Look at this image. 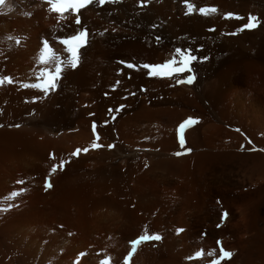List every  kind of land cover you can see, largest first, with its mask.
<instances>
[{
	"label": "bare ground",
	"instance_id": "1",
	"mask_svg": "<svg viewBox=\"0 0 264 264\" xmlns=\"http://www.w3.org/2000/svg\"><path fill=\"white\" fill-rule=\"evenodd\" d=\"M56 1L58 0H0V56L7 57L8 59L7 63L3 65L4 67L2 66V72L4 76L6 74L11 76V78L8 80V84L11 85V89L12 87L15 89L16 86H23L27 90L25 92L23 91L22 94H28L29 98L35 96V93H31L35 89V82L37 80L35 78V72H37L36 70L40 69V67H44L51 56H56V58L54 57V63L57 59H59V56H61V59L63 56L65 57V50L63 48H60L59 43H57V40L64 35L57 36L52 34V32L54 31H52V25L54 24L55 27H57L60 34H66L65 37L70 35L72 36L77 32L76 35L68 39V42L77 37L82 31H85L87 35L86 43L84 45L77 48H72L68 45L67 50H80V52L82 53L81 56L84 59L82 58V64H80L74 71H69L70 69H68V71H63L64 75L60 80L59 89L61 93L63 91H66V97L64 96L66 98V109L60 111L61 109L57 110V108L55 107V100L56 98L57 100H59L61 94L58 90L56 93L50 94L48 97H46V99L42 98L43 95H41L39 99H37V101L39 100L37 105V107L39 108L38 115L31 116L28 113L29 115H27L26 117L24 116L25 118H21V116L16 114L15 112L19 111L20 109L26 108V106L21 104L22 102L20 101L22 100L18 98V93H15L16 91L13 92L12 90H10V88L8 89V91H5V89L2 88L0 92V105H5V101L8 102H5L6 106L5 108H3V111L6 114L5 119H7V117H10L11 114H14L15 117L16 114V117L19 118L20 116L21 120H17L14 123H11V127H15L16 123H22L19 125V130H0V162L7 166H16V172L11 175L10 182L5 179L6 176H4V174H0V177H3V179L1 178L2 180H0V202L1 198H5L7 194L13 192V190L15 189H21L25 186L26 188H28V186L30 185L29 183H31L32 179L28 178L29 175L26 171V167L35 165V163L38 164L39 160H42L45 150L48 154L54 155V161L50 162V160L48 161V159H46L45 164L50 162L48 165L50 166L51 164L60 160H69V164L65 169V173L67 171H73L77 167V165L82 162V159L84 158V156L82 155L83 152L82 154H80V157L77 158L71 155L69 157L67 154L69 152L71 154V152H73V149H78L81 151V149L85 146L90 150L91 145L95 142L92 138V134H90L89 123L91 119L96 120L98 123L100 142H103L104 145H107L110 141L114 140L113 135H109V131L112 127L104 125L101 126L100 124L102 120H105V105H111V99H107L106 97V99L102 98L105 95L101 97L100 94H98L99 88L93 87L95 84V81L93 80L95 78L93 79L92 71L101 72V87L114 86V82L117 79L115 71L120 69L123 70V72L126 74V71L128 70L123 67H118L116 64H113V58H120L124 62H130L132 67H130L132 70V78L136 82L144 83L147 87V90L157 91V86L163 85L162 82H164V80H158L149 77L148 75L145 76L143 70L139 68L135 69V59L133 60L131 57L129 59V57L120 55L112 56L109 59L108 54L105 56V51H108L109 49H115L118 52H129V54H134L136 57L139 56V48H141V46H144V43L141 41L143 37H146V39H151L153 35H161L159 43L160 46L157 47L154 51L156 54V58L152 61V63L162 62L166 59V57L173 54L172 47L176 44H180V41L175 43H172L171 41L172 37H177V35L179 34H185L187 37L195 35V38H197L196 44H199V46L202 45L203 47H205L204 44L208 45L212 42H216L217 40L221 41L222 39V43L219 45L220 49L217 48L218 51H222V49L227 48L228 45H231L232 41H239V47H242L243 43L245 42L243 41L245 37H248L246 38V41L253 42V40L255 39L254 36L260 29H254L255 31H252L250 33L242 32L237 38L234 39L232 37L224 36L223 31L220 30V26H216L215 28L214 25H216V23H219V21L222 22L223 18L221 17V14L224 12L227 13V18L225 20H229V22L235 26L239 25V23H241L245 18L246 14L250 11H252L253 13H256L257 10L260 11V8H258L259 6H257L256 1L259 3L260 1L264 2V0H256L255 4L250 6L249 0H105L104 2H101L102 0H89L86 5L78 7L74 10L72 7L64 5H60V7L63 6L62 8H57L56 6L55 8L53 7V3ZM63 1L64 0H60L61 4L63 3ZM251 2L254 3L253 1H250V3ZM189 8L193 9L192 14L183 16V11L188 10ZM252 15L253 14H251V16ZM255 16H257V14ZM167 18H169V21H167ZM73 20H75L74 22H76L77 24H74ZM152 25H155L154 30H151L150 26ZM106 26H109V30H105L107 29ZM206 26H212L215 28V31L213 30V33H210L211 40H209V37H205V40L201 39V36H209L207 34L208 32H206L209 27L204 30L202 29ZM16 38L19 39V42L15 44L14 42ZM45 43L50 49L47 55L43 53V46ZM163 48H165V50H163L164 52L162 51ZM214 53L216 54L217 51H214ZM216 59L217 57L215 58V60ZM215 62L216 63L209 61V63L200 65L201 73L204 72V70L207 71L206 77L201 80L204 84L203 88L201 85V88L204 96L206 95V99L208 98L211 103L218 104V96L224 93L222 90L223 82L227 81H236L239 84L247 85L248 87L246 86L244 92L251 93L252 91L255 93L256 98V93L260 92L261 94H264V64L262 63V65L260 61H256L255 64H252V62H248L246 65L242 64V60L236 63H231L228 59H219V61L216 60ZM54 63L52 62L51 64ZM169 68L170 67H168V69ZM42 75L39 77V80L42 78ZM80 76L82 77V80ZM78 77H80L79 80L77 79ZM120 85L121 86L116 89L115 93H113L115 94L114 101H117L119 104H122L124 102L128 106L123 111L117 110L118 114H116L119 116H117V118L114 120L115 122L113 127L117 129L120 140L117 141V145L111 152L101 153L102 151H100L101 155H99V158L96 161L97 163L102 162V157L110 153L114 154L115 157H118L121 160L128 156H132L135 159L137 157V154H139L138 151L132 149V146L130 148H127V144L138 146L142 142H152L150 141V138L152 139V136L150 135L154 134V132L152 133L150 127L146 128L145 126H141L139 121L140 117L151 116V118L154 120L156 118L155 115H158V113H176V110L171 111L162 106L160 102H155L150 106H147L145 104V99L138 101V98L128 97V99L126 100H121L119 97L123 94L122 89L128 87L130 83L124 80ZM92 87L95 88V90H92ZM183 87L175 88L173 91H171L170 96L175 98L177 102L188 104V98L186 99L184 96ZM78 88L80 90L86 89L87 92L83 95L82 93H80L79 97L77 98L75 97V92ZM103 91L105 92L106 90L103 88ZM76 99L79 103L87 101L89 109H83L80 107V105L77 107V105L74 104V101ZM253 100L254 101L251 104V109L248 112L250 113V116L244 118L245 123H242V125H244L245 127V130L240 128V125H238L237 131L240 133L239 136H237L238 134L236 135L234 132H228L230 136H233L236 145H229L225 150L226 152H212L213 150H210L208 146L210 144L209 141H211V134L208 137L209 139L207 137L205 138V136L203 135L204 129L210 124H202V121L201 124L197 125L196 123L192 127L186 129L185 132H183L187 140H185V142L193 147V149H191L193 150L191 154L187 155L188 153H180V157L177 158H163L161 152V154L149 152L150 156L152 154H155L154 160L149 167L150 169L148 168L146 171H133L132 169H130V171L127 170L129 171V174L126 177L111 178V175H109L110 178L108 177L109 179L106 182H102L101 180L100 182L98 181L99 184H96L97 186H95L97 191L99 190L100 193L102 192L104 194L105 192L110 191V194L105 196L106 194L103 195L101 193V197L99 199L96 198L97 200L94 201L96 202V204H94V208H92L93 210L89 213L92 227H95L96 230L100 232L103 231L101 233H98L100 234V236L95 238L96 240H98L97 244L89 241V238L84 239L83 236H85V233H83V236H79L80 238L78 240H76L77 238L75 239L77 243L75 244V246L73 245L74 247L72 246L73 248H71L68 253H65V255L56 259L52 256V253L54 251L53 248H50L47 251L43 250L35 234L30 236V238L28 237L29 241L28 243H26L27 245H20L16 237L19 234L20 235L18 237H21V233L24 232V230L21 229L23 227V222L26 221V225L32 226L34 225L33 222H35V218L45 215L44 211H41V204L45 200L32 196V200H30L31 202L27 203L30 204L31 211L28 212L30 209L28 207V211H22L20 215L21 219H24L25 221H19V219L16 218L12 219L10 218L11 213H9L0 222V233L2 234L3 232V235H0V264H72V259H75L77 261V263L74 264H98L99 261H101L102 264H113L111 262H108V258L94 256L93 250L103 249L105 248V245H108L107 242L111 243L112 241H115L114 237L111 241L106 240V237H112L114 233L113 231L115 229L122 226L125 222H129V220L127 221L129 217L132 219L131 224L134 225V227L140 224V229L137 230V233L139 232L137 234L138 236L141 234L143 235L144 233L152 234L157 232H160L161 235H164L165 225L168 224L169 226H172L171 224H169V222L166 221L167 219L165 217H182L184 212L183 206L184 204L188 203L195 202L197 207L201 208V210L205 209L206 212L202 217L204 220H207L206 218L208 217V211L206 205L210 204V195H212V199L214 201V194L213 191L210 190L211 188L206 191L203 187H200L198 176L200 177V175H202V173H204L205 171H210V168L212 167L211 164H215L218 162L228 164L230 165V168L235 165H242L246 174L245 177H247L246 179H248V181L250 182L256 181V185L257 183L259 184L255 186V184L253 183L255 189L252 188L253 190L251 189L250 191H248V189H242L238 191V194L236 190L233 191V188H236L234 186L231 189V196L228 197V199H222L224 195H221V208L218 210V213H220L219 211H221L222 208L227 207V205H230L231 209H233L234 212H238V219L234 221V223L231 222V225H236L239 228L238 224H242L240 227L241 233L239 237H245L247 242H250V238L253 233H250L251 230L256 231L255 235H261L264 232V214H262L259 209L261 204L264 205V112L260 110L257 99ZM189 102L192 103L194 107L195 105H197V107L199 106V110L203 109L201 108L202 106L204 107V104L202 106L201 104H197L196 100L194 102ZM208 107H210L209 104ZM106 110L108 109L106 108ZM89 111L94 112L93 117L89 118L85 116ZM193 114L194 117L196 115L197 118V115H202V112L197 111L191 114L190 111L188 115ZM114 115L115 114H113V116ZM188 118L189 119L184 120L179 124V133L180 127H182L185 123L194 122V120L192 118L190 119L189 116ZM180 119L181 118L177 119L173 123L172 135H170L169 132H166L165 138L160 136L153 138V142L161 146V151H165L167 154L168 152L170 153L177 149V144L175 141V126ZM156 120L157 119H155V121ZM161 132H163L162 134H164V130L162 128ZM162 134L161 136H163ZM222 137L224 138V136ZM121 141H123L125 144L121 145ZM243 142L245 144H243ZM147 149L149 150V148ZM257 149L261 150V152L256 151ZM179 150L181 151L182 149ZM88 154H93V151H89ZM3 164H0V168L5 167V165ZM156 171H160L161 173H163L164 171L173 175L174 177H176L179 184L172 185L169 189H167V187L163 184V186L159 185L157 181H159L158 179L162 180L161 178H155L154 176L150 178V175H152ZM210 173L211 177L213 178L214 173L211 171L209 172V174ZM72 175L75 176V174ZM65 176L62 177L61 180L58 179L60 180L59 185L61 187L63 186V188L64 186H69V183H72L74 181V179L72 181V178L67 177V175ZM18 177H21L23 179V184L15 187L13 185V181ZM45 177L48 178L47 175ZM53 178L54 180H57L55 179V177ZM66 178L69 179V182L65 181ZM36 182L38 181L36 180ZM129 183H132V185L133 183L137 184V186L135 188H129ZM122 185L125 186L124 189L122 188ZM177 186H181V188L179 189V187L177 188ZM157 187L161 188L162 194L157 191ZM246 187H249V184ZM130 189L132 190L130 191ZM124 190L126 192L128 191L127 194H132V198H137V202L139 199L136 212L127 210V208L125 207L127 194ZM136 194L138 195V197ZM255 197H261V199L259 198L260 200L256 201L254 200ZM178 204L181 205L179 206ZM177 207H179V210L177 209ZM134 208H136V204L134 205ZM64 216L72 218V215L70 212H68V210H65ZM29 218L34 221L30 222ZM43 220L45 221V218L42 219V221ZM105 221H108L110 223L106 224ZM48 222L46 221L44 224H42V222L40 221L39 223L41 227L37 225L39 223L36 222L37 224H35V227L38 228V230H45L47 225H50L48 224ZM184 223L185 222H180L179 224L187 227ZM48 228H50V226ZM19 229H21V231ZM28 231L29 230H27L25 233H27ZM87 231L92 230L88 229ZM37 232L41 233L39 231ZM95 233L93 234L95 235ZM188 234L189 233H187L186 236L180 237L181 240L178 239L176 241L171 240V238L167 235H165L166 238H163L165 242L163 240L157 239L158 242H163L159 250L161 251L160 258H155L154 255L151 254H148V256L144 258L143 256H146V254H144L140 258L141 264H152L155 259L157 261L155 264H169L170 262L172 264H183L178 258V255L182 254L184 256H187L188 254H190H186L187 249H192L195 247V245H187V240H191ZM262 235H264V233ZM133 236L135 237V235ZM133 236L129 237V242L124 246L118 245L115 247V249L118 251L119 249L120 251L122 250L120 254L122 255L121 258L123 259L124 264L125 258L127 256L130 257V264L138 263V255H140L138 254V249L136 248L135 243L130 244ZM151 239L153 238L151 237ZM141 241L145 242V239ZM150 242L147 243L149 244ZM253 243L256 244L255 241ZM115 249L113 250L115 251ZM143 249L145 250L146 248ZM262 249V251L264 252V246ZM126 250L127 252L125 253ZM80 251H86L88 252V254L86 256L80 257L78 255ZM260 251L261 250H259V252ZM8 254H11V261H8L6 259V256ZM114 254L110 257H113ZM250 256V254L249 256L247 255L248 258L245 259V264H251ZM184 264L186 263L184 262Z\"/></svg>",
	"mask_w": 264,
	"mask_h": 264
},
{
	"label": "rangeland",
	"instance_id": "2",
	"mask_svg": "<svg viewBox=\"0 0 264 264\" xmlns=\"http://www.w3.org/2000/svg\"><path fill=\"white\" fill-rule=\"evenodd\" d=\"M104 1L105 0H102L101 2H104ZM250 1H253L254 3H252V2L250 3ZM255 1L256 0H249V5L252 6L253 4H255ZM60 3H61L60 0L54 2L53 7L56 6L57 8H62L59 6ZM256 3H257V6H259L258 8H260V11L257 10L256 13L255 12L253 13L252 11H250L249 12L250 14L247 13L245 18H244L245 20L243 19L242 22L239 23V25L235 26V25L231 24L229 22V20L228 21L225 20L227 18V13H225V12L221 14V17L223 18V19L221 18L222 22L219 21V23H216V25H214L215 28H216V26H220V30L223 31L224 36L232 37L234 39L237 38L242 32L250 33L252 31L260 29L259 31H257V34L254 36L255 39L253 40V42L246 41L247 40L246 38H248L246 36L245 39L243 40L245 42L243 43L242 47H239V45H240L239 41H234V42L232 41L231 45H228L227 48L222 49V51L221 50L218 51L217 48L220 49L219 45L222 43V39H221V41L217 40L216 42H212L211 44H208V45L204 44L205 47H203L202 45L199 46V44H196L197 38H195L196 37L195 35H193L191 37H187L185 34H179V35H177V37H172L171 41H172V43L180 41V44L174 45L172 47L173 48V54L171 56L169 55L170 57L169 56L166 57V59L163 60L162 62L152 63V61L155 60V58H156V54L154 51L156 50L157 47L160 46L159 43H160L161 35H153L151 39H146V37H143V39L141 41L144 43V46H141V48H139L140 49L139 56H136V57L134 54H129V52H121V51L118 52L115 49H112V50L109 49L108 51H105L106 52L105 56L108 54L109 59L112 56H119V55L129 57V59H130V57L133 60L135 59V61H136L135 69L139 68V69L143 70V73L145 74V76L148 75L149 77H152V78H155L158 80H164V82H162L163 85H158L157 91L147 90V87L144 83L136 82L132 78V70H131L132 67H131L130 62H128V61L124 62L120 58H115V59L113 58L112 59L113 64H116L118 67H121V68L123 67V68L128 69V70L126 71V74L123 72V70H120V69H119L120 71L119 70L115 71L117 79L114 82L115 83L114 86H103V87H101V85H100L101 84V80H100L101 79L100 78L101 72L100 71H98V72L92 71L93 79L95 78L93 80V81H95V84L93 87L99 88V90L98 89L97 90H98V94H100L101 97L103 95H105L102 98L106 97L107 99H111L110 100L111 105H105V109H104V112L106 113V114L104 113L105 120H102L100 122V124H101V126L104 125V126H111L112 127L109 131V135L110 134L113 135L114 140L110 141L107 145H104L103 142H100L98 123L96 120L91 119V121L89 123L90 124L89 125L90 134H92V138L94 139L95 142L91 145L90 150L88 149V147L85 146L81 149V151L78 149H73L74 153L71 152V154H70V152H69L67 154L69 157L71 155V156L77 158V157H80V154H82V152H83L82 155L84 156V158L82 159V162H80L79 165H77V167L73 171L71 170V171H69V172L67 171L65 173V169H66L67 165L69 164V160L68 161H66V160L61 161L60 160V161L55 162V163L51 164L50 166H48L51 161H54L53 160L54 155L48 154L46 150L44 151L42 160L41 161L39 160L38 164L35 163V165L26 167V171L29 175L28 178L32 179L31 183H33V184L29 183L30 184L28 186L29 189L26 188V186H25L24 188L13 190V192H10L9 194H7V196L5 198H1V202H0V222L9 213H11L10 218H12V219L16 218V219H19V221H25L24 219H21L20 215H21L22 211L23 212L25 210L28 211V209L30 208V204H27V203L31 202L30 200H32V196L36 197V198H40L42 200H45L41 204V211L43 210L45 215H42V216H39L38 218H35L34 219L35 222H33L34 220L32 221V219L29 218V221L33 222V224H34L32 226L26 225V223H25L26 221L23 222V227L21 229H23L24 232L21 233L22 234L21 237H18L20 234L16 237V239L18 240V243L20 245H22V246H23V244L27 245L26 243H28L30 236L35 234L37 237V240H39L40 246L43 250L47 251L48 249L53 248L54 251L52 253V256H53V258L56 259V258H59V257L65 255V253H68L69 250L71 248H73L75 246V244L77 243L76 240H78L80 238L79 236H83V233H85L84 234L85 236H83L84 239L89 238V241H91L94 244H97L98 240H96L95 238L100 236V234H98V233H101L103 231L100 232V231L96 230L95 227L94 228L92 227V224H91L92 222L90 220L89 213L93 210L92 208H94V204H96V202H94V201L99 199L102 194L103 195L106 194L105 196H107L108 194H110L109 193L110 191L105 192V194L101 192L102 193L101 194L99 192V190L97 191L95 186H97L99 184L100 180L102 182H104V181L106 182L110 178L109 175H111V178L112 177H114V178L115 177H126L129 174L130 169H132L133 171H139V170L140 171H146L150 167V165L152 164V162L154 160V155H155V154H152L150 156L149 152H155L157 154L162 153L163 158H167V157L177 158V157H180L179 156L180 153H185V154L188 153L187 155L191 154L193 151L191 149H193V147L191 145H189L187 142H185L186 136H184V133L182 134V133H179V131H178L179 130L178 129L179 124L182 121L189 119L188 116L190 117V119L192 118L194 120V124L197 123V125H199V124H201L202 121H203L202 124H210L208 127H206L204 129L203 135L205 136V138L206 137L208 138L209 135L211 134L210 135L211 141H209L210 144L208 147L210 148V150H213L212 152L224 153V151L227 149V147L229 145L230 146L236 145V143L233 139V136H230L228 134V132H232V133L234 132L236 135L238 134L237 136H239L240 133L237 131L238 125H240L239 126L240 128L245 130L244 129L245 127H244V125H242V123H245L244 118H246L247 116H250V113H248V112L251 109V104L254 101L253 99H257V101L259 103L260 110L262 112H264V98H263L264 94H261L260 92H258V93H256V95H257V98H256L254 92H252V91H251V93L250 92H248V93L244 92L247 85L239 84L236 81H232V82L227 81V82H223V85H222V90L224 93L222 95L218 96V104L219 105L213 104V103H211L210 100H208V98L206 99L207 96L206 95L204 96V94H203L202 88H203L204 84L202 83L201 80H203L206 77L207 71L204 70V72L201 73L200 65L204 64V63H209V61L216 63L215 61L216 60L219 61V59H228L231 63H234V62L236 63V62H239L242 60L243 65H246L248 62H252V64H255L256 61H260L261 64L262 63L264 64V12H263L264 11V8H263L264 2L260 1V3H259L256 1ZM188 6H191V5H188ZM192 12H193V9L189 8L188 10L183 11V16H187L188 14H192ZM251 14H253V15L251 16ZM256 14H257V16H255ZM247 16H251V17H247ZM169 18H167L168 19L167 21H169ZM74 21L75 20H73V22ZM224 21H225V24H224ZM260 23H262V24H260ZM74 24H77V23L74 22ZM218 24H220V25H218ZM154 26L155 25L150 26L151 30H154ZM255 26H256V28H255ZM214 27L206 26L205 28H202L203 30L208 28L211 32L207 29L206 32H208L207 34L209 36H201V39L205 40V37L206 38L209 37V40H211L210 36L213 33V30L215 31ZM106 28L107 29H105V30H109L108 29L109 26L108 27L106 26ZM52 31L51 32L54 35H57V36L64 35L60 38L58 37L59 39L57 40V43H59L60 48H63L65 50V57L63 56L61 59L60 58L61 56H59V59H57L55 61V63H54V57L56 58V56H51L50 58L48 57L49 59L46 58V59H48V61L46 62L44 67H40V69L36 70L37 72H35L36 73L35 78L37 80L35 82V89L31 93V94L35 93V96H33L31 98H29L28 94H26V93L22 94L23 91L25 92L27 90L23 86L22 87L16 86L15 89L12 87V89H11V87H10L11 85L8 84V80L11 78V76L8 74H6L4 76L3 72H2V70H3L2 68L4 67L3 65L7 63L8 59H7V57L0 56V68H1L0 69V76H1L0 77V80H1L0 81V92H1L2 88H4L5 91H8V89L10 88V90H12L13 92L16 91L15 93H18V95H19L18 98L20 100H22V101H20V100L19 101L22 102L21 104L26 106V108L20 109L19 111L15 112L16 114L20 115L21 118H23L24 116L26 117L29 114L31 116L38 115L39 114V108L37 107V105H38L39 100L37 101V99H39V97L41 95L44 96V97L42 96L43 99H46V97H48L52 93L53 94L56 93L58 90H59V93H61V91L59 89L60 88L59 83H60L62 76L64 75L63 71L64 70L68 71V69H70L69 71H74L83 62L84 58L81 56L82 53L80 52V50H72V51H71V49L67 50L68 49V45H67L68 39L73 37L74 35H76L77 32L72 36L70 35V36L65 37L66 34H60L57 27H55L54 24L52 25ZM251 37H253V36H251ZM43 39H45V38H43ZM18 40L19 39L16 38L14 43L15 44L18 43L19 42ZM181 41H182V43H181ZM213 45H215V46H213ZM163 50H165V48H163L162 51ZM209 50H210V52H209ZM49 51H50V49H49L48 45L45 43L43 46V53H45L47 55L49 53ZM214 51L215 52L217 51V53L215 54ZM79 53H81V54H79ZM78 54H79V56H78ZM214 56H215V58L217 57L216 60H215ZM52 62L54 64H51ZM65 63H67V64H65ZM178 63H181V64H178ZM51 65H53V66H51ZM169 65H171V66H169ZM168 67H170V68L168 69ZM41 75H42V78L39 80V77ZM80 77H78L77 79L79 80ZM81 80H82V77H81ZM124 80L126 82H129L130 85L128 87L122 89L123 94L119 97L121 100H126V99H128V97L138 98V101L145 99V104L147 106H150L151 104H153L155 102L156 103L160 102L162 104V106L166 107L167 109H169L171 111L176 110V113L175 114H171V113L159 114L158 113V115H155V117H156L155 119H157L156 121H155V119L153 120L151 118V116L140 117L139 121H140L141 126H145L146 128L150 127V129L152 130V133L154 132L153 135L152 134L150 135V136H152V139L150 138V141H152V142H149V141L148 142H142L138 146H133V145L127 144V148H130L132 146V149H135L138 151L139 154H137V157L135 159L132 156H128V157H125L123 160H121L118 157H115L114 154L110 153V154H106L102 157V162H100L101 163L100 164V163L96 162L97 159L99 158V155H101L100 151H102L101 153L111 152L115 148V146L117 145V141L120 140L117 129L115 127H113L114 122H115L114 120L117 118V116H119V115H117L118 111H123L128 106L124 102L122 104L121 103L119 104L117 101H114L115 94H113V93H115L116 89H118L119 86H121L120 84H122V82ZM40 81H41V83H40ZM2 82H3V84H2ZM230 84H232V85H230ZM201 85H202V88H201ZM227 85H228V87H227ZM179 87H183L184 96L186 99L188 98V104H184L182 102H177V100L175 98L170 96L171 91H173L175 88H179ZM103 88L106 90L105 92L103 91ZM92 90H95V88H93ZM201 91H202V93H201ZM86 92H87L86 89L80 90L78 88L77 91L75 92V97L78 98L80 93H82V95H83ZM65 95H66V91H63L60 94V99L57 100V98H56L55 107L57 108V110L61 109L60 111H62L64 109H66V107H65L66 106V104H65L66 103V100H65L66 96ZM22 97H24V98H22ZM23 99H24V101H23ZM195 100L197 101V104H201V106L204 104V107L203 106L201 107V108H203L202 110L201 109L199 110V108H198L199 106L197 107V105H195V107L197 108L196 109L193 106V104L189 102V101L194 102ZM29 101H30V103H29ZM5 102L8 103L7 101H5ZM5 102H4L5 105H2V104L0 105V113H3V114H0V130H12V129L19 130V127H20L19 125L22 122L16 123V126L13 125L15 127H11V125H12L11 123H14L17 120H21L20 116L18 118V117H16V114H15V117H14V114L12 115L10 113L11 116L7 117V119H5L6 114L3 111V108H5V106H6ZM74 104L77 105V107L80 105V107L83 109H86V110L89 109V105H88L87 101H83L82 103H79L78 100L76 99L74 101ZM93 104H94V102H93ZM208 104L210 107H208ZM223 104H224V106H223ZM226 106H228V107H226ZM106 108L110 112L108 110H106ZM195 109L197 111H201L202 115H197V118H196V115L194 117V114L188 115L190 113V111H191V114L197 112ZM22 110H23V112H22ZM227 110H229V111H227ZM185 111H187V112H185ZM113 114H115V115L113 116ZM85 116H87L89 118L93 117L94 112L89 111L86 113ZM199 116L200 117L202 116V117L200 118ZM179 118H181V119L179 120V122L175 126V141H176V144L177 145L179 144V145L178 146L176 145V148H177L176 150H174L170 153L168 152V154H167L165 151H161V149H160L161 146H159L153 142V138L158 137V136L165 138L166 132H169V134L172 135V125ZM112 119H113V121H112ZM95 124H96V126H95ZM161 128L164 130V134H162L163 132H161ZM216 130L219 133L220 132L221 133L219 134ZM160 133L163 136H161ZM221 135L224 136V138ZM95 137L98 139H96ZM123 144H125V143L123 141H121V145H123ZM243 144H245V143L243 142ZM147 148H149V150ZM103 149H104V151H103ZM179 149H182V150L180 151ZM89 151H91V152L93 151V154H88ZM256 151L261 152V150H258V149ZM72 153H73V155H72ZM46 159H48V161L50 160V162L45 164ZM0 164H3V163L0 162ZM59 164H61V165H59ZM3 165H5V164H3ZM219 165H221V166H219ZM211 166L212 167L210 168V171L214 173L213 178L211 177V173L209 174L210 171H205L204 173H202V175H200V177L198 176L200 187H203L204 190H206V191L209 188H211L210 190H212L213 194H214V201L212 199V195H210L209 196L210 204L206 205L207 211H208V217L206 218L207 220H204L202 217L204 215V213L206 212L205 209L201 210V208L197 207L195 202L188 203V204H184V206H183L184 212H183L182 217H178V218H169V216L165 217L167 219L166 221L169 222V224H171L172 226H169L168 224L165 225L164 235H161L160 232H157V233H152V234L144 233L143 235L141 234L138 236L137 234L139 232L137 233V230L140 229V226H139L140 224H138V225H136V227H134V225L131 224L132 219L129 217L128 219L126 218L127 221L129 220V222L128 223L125 222L122 226L115 229L113 231L114 233H113L112 237H110V236L106 237V240H108V241H111L114 237L115 241H112L111 243L107 242L108 245H105V248H103V249L93 250L94 256L101 257V258H108L109 259L108 262H111L113 264H116V263L117 264H122V263L124 264L123 259L121 258L122 255L120 254L122 252V250L120 251V249H119V251H118L115 249V247L118 245L124 246L125 244H127L129 242V237H132L133 235H135V237L133 236V238L131 239L130 244L135 243V246L138 249V254H140V255H138L139 259H138L137 264H141L140 258L144 254H146V256L145 255L143 256L144 258H146L148 256V254L154 255L155 258H160L161 251H159V250H160V247L163 244V242H158L157 239L164 241L163 238L164 237L166 238L165 235H167L168 237L171 238V240L176 241L178 239L181 240L180 237L186 236V234L189 233L188 235L190 236L191 240L190 241L187 240V245H189V246L195 245V247L192 249H187L186 254L190 253L187 256H184L182 254L178 255V258L180 259V261L183 264H184V262L186 264H245V259L248 258L247 255L249 256V254L251 255L250 256L251 264H264V260H263L264 259V257H263L264 252L262 251L263 250L262 248L264 246V241H263L264 235H262V234L264 232L261 235H255L256 231L251 230L250 233H252V232L253 233H252V236L250 238V242H247L245 237L244 238L239 237V235L241 233L240 227L242 224L241 225L238 224L239 228L236 225H234V226L231 225V222L234 223V221H236L238 219V212H236V211L234 212V210L231 209L230 205H227V207L222 208L221 211H219L220 213H218V210L221 208L220 199L222 198L223 195L224 196L222 199H226V198L228 199V197L231 196L230 195L232 192L231 189L234 186L236 188H233V191L236 190L237 194H238L239 190L248 189V191H250L252 188L255 189V186H257L259 184L257 183V185H256L255 184L256 181L250 182V181H248V179H246L247 177H245L246 174L244 172V168L242 167V165L241 166L235 165V166H232L230 168V165L222 163V162H218L215 164H211ZM48 170H51V171H48ZM127 170H129V171H127ZM15 172H16V166L15 165H10V166L5 165V167L0 168V174H2V175L4 174V176H6L5 179L8 182L11 181L10 177ZM76 172H78V173H76ZM63 173L65 175H67V177L72 178V181L74 179L73 182L70 180L72 183H69V186H64V188H63V186L61 187L59 185V181L61 180L62 177L65 176ZM72 174H75V176ZM46 175L48 178L45 177ZM56 175H57V177H56ZM152 176H154L155 178H161L162 180L158 179L159 181H157V183L159 185L163 184L164 186L167 187V189H169L170 186H172V185H175V184L178 185L179 184L176 177H174L173 175L166 173L164 171H163V173H161L160 171H156L155 173L150 175V178ZM53 177H55V179H57V180H54ZM1 178L3 179V177H0V180H2ZM12 179H14V178H12ZM58 179H60V180H58ZM22 180L23 179L21 177L14 179L13 185L16 187L20 184H23ZM36 180L38 182H36ZM65 181L69 182V179L66 178ZM40 182H41V184H40ZM53 182L55 185L53 184ZM56 182H57V184H56ZM247 183L249 184V187H246L248 185ZM253 183L255 184V186ZM128 185H129L128 186L129 188H132V187L135 188L137 186V184H134V183H133V185H132V183H129ZM55 186H56V188H55ZM90 186H91V188H90ZM124 187L125 186L122 185L123 189H124ZM178 187H179V189L181 188V186H177V188ZM157 189H158L157 191L162 194L161 188L157 187ZM78 190H80V191H78ZM81 190H83V191H81ZM131 190L132 189H130V191ZM125 193L127 194L128 191L127 192L125 191ZM82 194H84V195H82ZM137 197H138V195H137ZM217 197H219V198H217ZM259 198L261 199V197H259ZM259 198L255 197L254 200L258 201V200H260ZM126 199L127 200L125 202V207L127 208V210L136 212V209H137L138 203H139V199L137 202V198H135V197L132 198V194H127ZM217 200H218V202H217ZM135 204H136V208H134ZM210 206H211V208H210ZM260 207H259V209H260L261 213L264 214V212H263L264 211V205L261 204ZM177 209L179 210V207H177ZM224 209H226V210H224ZM65 210H68V212L71 213L72 218L64 216ZM30 211H31V208L29 209L28 212H30ZM222 215H224V216H222ZM41 217H43V218H41ZM39 218H41V219H39ZM44 218H45V221L44 220L42 221V219H44ZM40 221L42 222V224H44L46 221L47 222L49 221L48 224H50V225H47L45 230H43V229L38 230V228L35 227V224L39 223ZM180 222H185L184 224L187 227L180 225L179 224ZM105 223L109 224L110 222L105 221ZM37 225L40 226V223ZM49 226H50V228H48ZM90 228H92V229H90ZM21 229H19V230L21 231ZM26 229L29 230L27 233H25L27 231ZM78 229H79V231H78ZM88 229L92 230V231H87ZM37 231H39L41 233H38ZM81 231H83V232H81ZM76 232H77V234H76ZM95 232L97 233V235ZM23 233H25V234H23ZM93 233H95V235ZM253 234H254V236H253ZM0 235H3V232H2V234L0 233ZM151 237L153 239H151ZM147 238H148V240H147ZM143 239H145V242L141 241ZM259 239H260V241H259ZM132 240H134V241H132ZM252 240H254L256 244H254L253 243L254 241H252ZM147 242H150V243L148 244ZM155 243H157V244H155ZM250 243H252V244H250ZM243 244H244V246H243ZM145 245H146V247H145ZM150 245H151V247H150ZM148 247H149V249H148ZM152 247H154V248H152ZM143 248H146V249L144 250ZM108 249H109V251H108ZM113 249H115V251ZM152 249L155 251H153ZM249 249H250L251 253H250ZM259 250H261V251L259 252ZM143 251H144V253H143ZM126 252H127V250L125 251V253ZM108 253H109V255H108ZM87 254H88V252H86V251H84V252L80 251L78 255L81 257V256H86ZM113 254L115 257L114 256L110 257ZM7 256H8V258H7ZM7 256H6V259L8 261H11V254H8ZM114 259H115V261H114ZM156 262L157 261L155 259V261H153L152 264H155ZM74 263H77V261L75 259H72V264H74ZM98 264H102L101 261H99ZM169 264H172V263L170 262ZM173 264H178V263H173Z\"/></svg>",
	"mask_w": 264,
	"mask_h": 264
}]
</instances>
